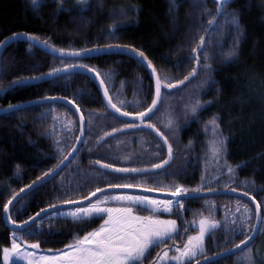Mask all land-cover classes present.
Listing matches in <instances>:
<instances>
[{
  "label": "trees",
  "instance_id": "16d2710c",
  "mask_svg": "<svg viewBox=\"0 0 264 264\" xmlns=\"http://www.w3.org/2000/svg\"><path fill=\"white\" fill-rule=\"evenodd\" d=\"M72 1L62 0V9L58 12L61 8L58 0H43L42 5L35 10L30 0H0V40H5L14 33H30L41 39L47 38L57 48L65 49L106 44L128 45L143 51L158 74L167 76L170 82H174L183 79L191 71L194 62L187 58L192 54V48L197 45L200 36H206L207 41L211 31L217 33L221 30L218 55L214 56V60L211 57L204 60L206 46L200 53L201 67L204 63H209L212 71L209 73L201 70L184 86L165 90L158 110L149 121L173 145L174 158L171 163L154 179L145 176L122 177L120 174L110 176L109 179L113 183L147 180L149 186L154 181H167L194 188L204 175L203 161L210 155L208 146L212 140V132L210 126L205 132V125L213 116H217L222 134L227 138V163L234 167L245 164L237 169L235 182L230 187L249 191L260 203L264 196V190H261L264 189V0H231L224 6V13L238 18L243 32L239 38L237 54L231 58H226L223 51H231L237 40L235 29L229 23L232 15H220L217 18V5L213 0H176L178 8L171 9L170 0H91L88 7L82 10L75 8ZM122 6H131L139 11L122 13ZM205 10H209L211 15L206 14ZM114 11L125 15V20L114 23L117 19L116 15L111 19ZM213 19L215 23L209 27L208 21ZM195 22L199 29L195 28ZM113 25L119 26L114 39L108 36V30ZM28 49V42L14 41L0 55V109L8 108L9 104L42 99L44 96L76 98L85 120L90 121L84 136L89 143L80 145V151L58 175L33 193L21 196L10 213L16 223L27 220L49 203H58L59 201L54 200L57 192L52 190L53 185L62 177L65 178V185L79 182L92 169V163L96 159L115 161L118 167H150L151 163H158L159 159L167 156L166 147L159 159L155 156L157 145H162V139L155 130L148 132L159 138H125L124 132L105 138L103 143L97 145L98 137L103 136L104 132H110L113 127L120 128L126 119H116L107 110L95 82L85 74L61 75L54 85L47 79L32 81L27 86L13 88L5 93L3 90L8 89L18 78L39 76L53 67L62 66L59 58H54L42 49ZM128 51L130 53H102L79 62L95 68L107 77L106 85L114 102H130L124 110L141 111L151 104L155 80L147 71L146 63H142L141 58ZM75 62L77 61L73 59L64 60V63ZM209 75L215 83L210 90H202L199 85L206 82ZM196 98L202 103H212L195 120L190 117L186 119L185 105ZM141 100L143 102L137 106L136 102ZM54 117L57 118L55 121ZM170 118L174 121L172 129L165 127ZM70 120L75 121L73 131L60 138L66 149H70L75 143L79 126L75 113L66 104H34L20 111L0 113V248L10 247L11 236L15 231L19 242L41 241L40 249H60L73 236H83L102 222L101 219H96L84 227L83 231L77 232L80 225L62 218L44 217L37 225L32 226H38L43 233L29 235L24 228H10L4 220L3 204L12 193L18 192L57 163L60 156L54 150L56 130L61 124L68 126ZM53 129L55 135L51 134ZM189 141L193 142L190 147ZM63 154L67 155V151ZM93 185L95 182L89 185L90 189L85 186L83 195L94 191ZM216 186L224 188V184ZM70 198L78 199L79 196L74 194ZM185 203L187 211L182 220H177L182 229L184 221L189 222L193 217L195 220L203 216L217 221L227 218L230 222L233 214L238 218L244 213L245 206L250 209L248 225H254L253 206L238 196L220 194L188 198ZM25 205L26 207H22ZM170 217L177 219L176 215ZM191 230L189 228L187 234ZM49 232L52 234H48ZM215 236L221 247L213 246L212 238L209 237L207 255L244 239L243 235L237 234L230 237L231 244H224L223 227L217 229ZM184 237L185 235L175 242L182 244ZM173 243L174 241H169L167 245L153 248L144 264H153L158 254ZM251 244L258 248L252 264H264V214L260 231ZM239 252L207 264H233ZM0 264H3L2 252Z\"/></svg>",
  "mask_w": 264,
  "mask_h": 264
},
{
  "label": "snow or ice",
  "instance_id": "6c2138e0",
  "mask_svg": "<svg viewBox=\"0 0 264 264\" xmlns=\"http://www.w3.org/2000/svg\"><path fill=\"white\" fill-rule=\"evenodd\" d=\"M34 10L36 7L41 6L43 0H30ZM61 4L62 0H58ZM79 3L86 4L87 0H78ZM231 0H215L217 5L216 17L220 15H232L224 13V6L230 3ZM178 8L176 0H170V9ZM120 11H139V9L131 6H122ZM206 14L211 15L209 10H205ZM215 20H209L208 25L212 27ZM231 26L235 29L237 40L231 51L226 56L231 58L235 56L236 49L239 46V38L243 35L238 18L232 15V19L229 21ZM118 25H113L108 30L109 38L114 39L116 31H118ZM23 39L29 44V51L33 47H39L42 50H46L54 58L61 60V67H53L47 73H41L39 76L21 77L12 82L8 89L3 90L5 93L13 88L24 87L29 85L32 81H43L49 79L54 85L59 77L64 74L70 76L77 69L87 72L93 76V79L99 82L100 89L103 90V100L106 107L112 110L116 114V119L127 118L120 128L113 127L110 132H104L103 136L97 138V145L103 143L105 138L112 137L118 133H124L128 130H142L152 129L157 132L162 139V145H157L156 158L163 154V148H167V156L164 159H159L158 163H151L150 167H118L116 162H104L102 159H96L92 163V169L86 174V176L76 182L74 185L69 183L64 184V177L59 182L53 185V191L57 192L54 200L58 203H49L47 207L41 208L34 216L28 217L27 220L22 222V225H16L17 228L23 227L29 235H40L43 230L37 227L38 221H42L44 217L49 219H64L71 221L75 225H80L76 231H83L84 227L94 222L96 219H101L102 222L91 231L85 232L83 236L75 235L73 239L64 245L63 248L48 250L44 254H38L41 241L31 243L24 246L18 243L19 237L15 231L11 236L10 247L0 248L2 252L3 264H9V261L13 257L18 258L21 261H25L26 264H144L148 255L153 248L160 245H167L169 241H177L182 239L184 235H187L189 228L196 229L198 231L195 235H187V239L183 242L181 247L178 243H173L163 250L162 254H158L153 264H207L209 261L215 260V256L209 257L206 254V245L208 238H212L213 246L220 248L218 238L215 236L217 229L224 228V244H231V238L237 234L243 235L244 239L239 240L238 243L232 244L231 247H223L216 255L224 256L231 253L233 250H240L242 247H247L251 242L252 236L248 233L255 231V225H248V213L250 211L245 206L244 213L240 217H235L229 222L227 218L217 221L216 219L203 217L197 221L193 219L190 223L184 221V232L181 233L180 226L177 223L178 219L183 218V214L187 211V204L185 201L188 198L199 194L207 188L208 192H215L217 189L210 187L213 181L219 183V175L214 176L212 180L208 182V185L204 184L205 175L201 177V185L199 187L188 188L181 183H174L172 185L149 186L147 180L135 181V182H122L113 183L109 177L116 174H120L122 177L128 176H145L148 179H154L160 171H163L174 158L173 145L169 143L168 137L164 136L156 129V125L149 123L152 116L158 110L159 104L162 100L165 90L178 89L184 86L186 82H190L194 79L201 70L211 72L212 67L209 63H204L201 67V56L206 46V36L201 35L199 42L192 48V54L187 58L189 61L194 62L191 71L183 77V79L170 82V78L167 76H160L157 69L153 66L152 61L145 56L143 51L136 48H132L128 45L120 44H106L103 46L96 45L91 48L82 47L79 49L71 48H57L50 42L49 39H41L39 36L30 33H14L12 36L5 40H0V49L8 47L10 42L19 41ZM112 48H121L130 50L133 54L141 58L142 63H146L148 69H151V75L155 79V91L151 104L143 108L141 111H127L125 107L129 106L130 102L126 100H119L114 102L113 95L110 94L109 87L106 85V78L101 72L89 65L79 62L84 58H87L92 52L107 51ZM66 59H73L75 63H64ZM210 57L205 56L204 60H208ZM2 73V70H0ZM111 75V73L109 74ZM139 82V81H138ZM215 83L213 77L209 75L206 82L199 85L201 89H211V85ZM219 91V90H218ZM83 95V93H80ZM64 101L66 105L74 109L75 113H80V134L75 137L76 143L71 145L70 149H66L63 145L62 139L57 138L54 141L55 151L59 154L60 158L57 163L42 172L37 176L30 184L25 185L19 190V192L12 193V196L3 204V212L7 217L8 222L16 224V221L12 219L11 211L12 206L19 203L22 195H29L33 193L37 188L42 187L50 179L59 174L62 167L65 166V162H70L76 153L80 151V145H86L88 140L84 139L85 132L88 130L90 121L85 120V115L82 113L79 103L76 98L68 99L62 96H44L41 101L33 102L42 104L43 102H55ZM143 101H137L139 106ZM212 102L202 103L199 98L193 99L189 104L185 105V116L195 120L200 112L206 107L210 106ZM119 104V106H118ZM22 105L9 104L4 112L20 111ZM57 118L54 117V121ZM219 118L213 116L210 121L205 125V132L211 127L212 140L208 146V151L211 156L210 159L219 166L218 171L220 175H225L224 169L226 168V175L228 181L224 183L225 190L236 192V187H230L235 182L237 176V169L242 168L245 164L236 165L235 167L227 163V138L223 136L221 131ZM174 121L170 118L165 127L172 129ZM75 127V121H68V131H73ZM52 135H55V129L52 130ZM192 141H189V147L192 145ZM67 151V155L63 153ZM54 158V157H50ZM223 158V164L221 160ZM130 159V158H129ZM207 161V158H206ZM19 171V165L17 166ZM95 182L97 185L94 191H89L87 195H83V189L86 184ZM105 185L104 187L99 186ZM155 184V181H154ZM124 189H143L140 193L131 194L124 191ZM27 190V191H26ZM264 190V189H261ZM167 192L168 195L165 198H155L147 193L154 192ZM115 193V194H113ZM78 194V199L70 198L72 195ZM243 195L248 197L249 191H244ZM68 197V198H65ZM255 201V197H252ZM208 204L207 201H205ZM86 205V206H85ZM115 205V206H110ZM264 201L256 203L255 213L257 218H261L264 214ZM22 207H26L22 206ZM138 210L147 211L149 215H140ZM239 211V207L237 208ZM167 214L169 216L176 215L177 219H162L161 216ZM48 234H52L49 232ZM71 234V230H70ZM30 248L32 251H28ZM174 251L176 254L169 256V252ZM245 259L251 264V257L245 254Z\"/></svg>",
  "mask_w": 264,
  "mask_h": 264
},
{
  "label": "rangeland",
  "instance_id": "374dc122",
  "mask_svg": "<svg viewBox=\"0 0 264 264\" xmlns=\"http://www.w3.org/2000/svg\"><path fill=\"white\" fill-rule=\"evenodd\" d=\"M90 1L91 0H87V3L86 4H82V3H79L78 2V0H73L72 1V4L75 6V8H77V9H79V10H82V9H86L87 7H88V5H89V3H90ZM32 4V3H31ZM114 15H116L117 16V19L115 20V22L114 23H117V22H121V21H124L125 20V15H123V14H121V12H116L115 13V11L112 13V16H111V19H112V17L114 16ZM195 28L196 29H199V26H198V24L195 22ZM220 34H221V30L219 31H217V33H216V31L214 32V31H211V33L209 34V37H208V39H207V41H206V48H205V50H204V52H203V55L204 56H207V57H211V58H213V60H214V58L218 55V50H219V44H220V40H221V36H220ZM224 52V54H225V56H226V54L229 52L228 50H226V51H223ZM215 56V57H214ZM220 56V55H219ZM222 56H224L223 54H222ZM226 58H227V56H226ZM212 138V137H211ZM210 156H211V154L209 155V156H207V161H206V159L203 161V168H204V175H205V173H207L206 175H205V179H204V184L205 185H208V182L210 181V180H212V178L214 177V176H218L219 175V183H217V182H215V181H213L212 183H211V185H210V187H212V188H214L215 186H216V184H224L226 181H228V176L226 175V168L224 169V172H225V175H220L219 174V171H218V168H219V166L218 165H216L211 159H210ZM221 164H223V159L221 160ZM134 180V179H133ZM131 182H135V181H132V180H130ZM136 181H139V180H136ZM122 182H125V181H122ZM121 182V183H122ZM126 182H129V181H126ZM92 184V183H91ZM161 184H163V185H172V183L171 182H167V181H158V182H155V184H154V182H151L150 183V185H154V186H160ZM90 184H86L85 186L88 188V189H90L89 186ZM201 185V180L199 181V183L197 184V185H195L194 187H199ZM97 185L95 184V185H93V188H95ZM205 189H207V188H205ZM113 194H115V193H113ZM131 194H135V193H131ZM154 197V196H153ZM156 198V197H155ZM261 201H264V196H262L261 197V199H260ZM86 206V205H85ZM110 206H115V205H110ZM138 214H140V215H149V212H147V211H140V210H138ZM161 218L162 219H174V217L173 218H171L169 215H167V214H164V215H162L161 216ZM194 218V217H193ZM193 218H191V221L193 220ZM198 218V220L201 218H199V217H197ZM198 220H196L197 221V224H198ZM191 221H189V223L191 222ZM192 229V228H191ZM180 231H181V233H183V231H184V229H182V226H180ZM196 231H198V226H197V228L196 229H192L191 230V232L189 233V234H187V235H195L196 234ZM187 235H185V237H184V240H183V242L187 239ZM178 241V240H177ZM18 243H20L21 245H22V250L24 249V246H26V245H30L31 243H34V242H19V241H17ZM174 243H177V242H174ZM179 244V243H178ZM181 247L183 246V243L182 244H179ZM258 248H256V247H253V245L251 244V245H249V246H247V247H245V248H243L236 256H235V259H234V262H233V264H249V261L247 260V259H245L244 257H245V254H248V255H250V257H251V264H252V259L254 258H256L255 256H256V250H257ZM28 251H32L30 248H28L27 249ZM49 249H46V250H43V249H39V250H37L38 251V254H44V253H46L47 251H48ZM163 253V251L160 253V254H162ZM176 253L174 252V251H171V252H169V256H173V255H175ZM156 260V259H155ZM13 263H20V264H26V262L25 261H21V260H19L18 258H16V257H13L12 258V260H10L9 261V264H13ZM171 263H174V262H171Z\"/></svg>",
  "mask_w": 264,
  "mask_h": 264
},
{
  "label": "water",
  "instance_id": "95a60500",
  "mask_svg": "<svg viewBox=\"0 0 264 264\" xmlns=\"http://www.w3.org/2000/svg\"><path fill=\"white\" fill-rule=\"evenodd\" d=\"M213 1L215 2V0H213ZM21 40H23V39H21ZM10 43H12V42H10ZM38 48H39V47H38ZM40 49H41V48H40ZM2 51H3V49H0V55H1ZM43 51H45L46 53H48L46 50H43ZM107 52L130 53L127 49L112 48V49L107 50V51H102V52H92V53L89 54L88 57L96 56V55H99V54H102V53H107ZM88 57H87V58H88ZM145 67H146L147 71L149 72L151 78H152L153 80H155V79L152 77V75H151V69H148L147 66H145ZM74 73H82V74L87 75L89 78H91V79L95 82L96 86L98 87V90H99L100 95H101L102 100H103V90L100 89V87H99V82L96 81V80H94L92 75H90V74H88L87 72H84V71H82V70H79V69H77ZM62 75H64V74H62ZM47 80H49V79H47ZM41 100H42V99H38V100H34V101H29V102L21 103L20 105H22V108H25V107H27V106L37 104V103H33V102H38V101H41ZM55 102L64 103V101H62V100H60V101H55ZM103 102H104V100H103ZM43 103H52V102H43ZM64 104H65V103H64ZM104 104H105V102H104ZM67 106H68V105H67ZM105 106H106V104H105ZM68 107H69V106H68ZM106 108L108 109V111H109L110 113H112L113 115L116 116V114H114V113L112 112L111 109H109L108 107H106ZM4 109H7V108L0 109V113H5V112L3 111ZM71 109H72V108H71ZM72 110H73V112L75 113L74 109H72ZM75 115H76V117H77L78 124H79V132H78V135H79V134H80V123H79L80 113H75ZM123 119H127V118H123ZM75 143H76V141H75ZM67 164H68V162L66 161V162H65V166H66ZM65 166H64V167H65ZM64 167H62V169H63ZM62 169H61V170H62ZM61 170H60V171H61ZM50 180H51V179H50ZM216 189H217V191H215V192H208L207 189H206V190H204L203 192H201V193H199V194H194V196L191 197V198H199V197H205V196H211V195H220V194H227V195L238 196V197H241V198L247 200V201L253 206L254 211H255L256 203H259L258 200H257L256 198H255V201L252 200V197H254L253 195L250 194L248 197H245V196L243 195V192H244V191L239 190V189H237L236 192H232V191H230V190H225V188H216ZM26 191H27V190H26ZM117 191H124V192H131V193H140V192L143 191V189H124V190H117ZM18 192H19V191H18ZM18 192H17V193H18ZM147 194H148V195H151V196H156V197H167V195H168V193H167L166 191H165V192L147 193ZM22 196H23V195H22ZM33 216H34V215H33ZM4 220H5L6 224H7L10 228H12V229H21V228H23V227H20V228H17V227H16V225H22V223H16V224L14 225V224L8 222L7 217H6L5 214H4ZM261 223H262V216H261V218L258 219L257 216H256V213H255V221H254V225L256 226V229H255V231H251V232H250L249 235H251L253 238H252L251 242H250L248 245H250V244L256 239V237H257V235H258V233H259V231H260ZM248 245H247V246H248ZM243 248H245V247H242L240 250H233L231 253L225 254L224 256L216 255L218 252H216V253H214V254H211V255H208V256H209V257L215 256V260H217V259L223 258V257H225V256L233 255V254H235V253L241 251ZM219 252H220V251H219ZM213 261H214V260H213ZM209 262H211V261H209ZM207 263H208V262H207Z\"/></svg>",
  "mask_w": 264,
  "mask_h": 264
},
{
  "label": "flooded vegetation",
  "instance_id": "af4514ba",
  "mask_svg": "<svg viewBox=\"0 0 264 264\" xmlns=\"http://www.w3.org/2000/svg\"><path fill=\"white\" fill-rule=\"evenodd\" d=\"M151 130L152 129H147V128L142 129V130H134V131L133 130H128V131H126L124 133V136H125V138H159V137L153 136L151 133H149ZM56 132H57V138H64L65 135H66V133L69 132L68 131V126H65V124L64 125L61 124L59 127H57ZM78 132H79V126H78ZM78 132H77V135H78ZM214 188L216 189V188H223V187H217V186H215ZM128 193H131V192H128ZM154 197H156V196H154ZM156 198H165V197H156ZM168 246H166V247H168ZM209 255H211V254H209Z\"/></svg>",
  "mask_w": 264,
  "mask_h": 264
}]
</instances>
